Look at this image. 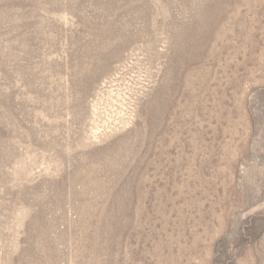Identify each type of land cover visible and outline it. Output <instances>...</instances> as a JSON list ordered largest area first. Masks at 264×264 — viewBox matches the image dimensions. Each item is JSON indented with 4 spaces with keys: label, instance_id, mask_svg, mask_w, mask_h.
<instances>
[{
    "label": "rangeland",
    "instance_id": "rangeland-1",
    "mask_svg": "<svg viewBox=\"0 0 264 264\" xmlns=\"http://www.w3.org/2000/svg\"><path fill=\"white\" fill-rule=\"evenodd\" d=\"M0 264H264V0H0Z\"/></svg>",
    "mask_w": 264,
    "mask_h": 264
}]
</instances>
